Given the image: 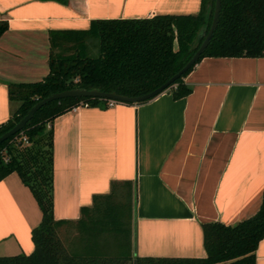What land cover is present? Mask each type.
<instances>
[{
	"label": "crops",
	"instance_id": "crops-1",
	"mask_svg": "<svg viewBox=\"0 0 264 264\" xmlns=\"http://www.w3.org/2000/svg\"><path fill=\"white\" fill-rule=\"evenodd\" d=\"M202 0H0V124L18 101L9 82L50 70V34L95 18L197 13ZM191 92L167 89L142 102L81 105L53 120L54 216L77 219L114 180H132L135 255L206 256L202 223H235L264 193V55L205 56L185 76ZM42 209L17 171L0 179V255L30 253ZM133 228V229H134ZM264 264V236L256 250Z\"/></svg>",
	"mask_w": 264,
	"mask_h": 264
},
{
	"label": "trees",
	"instance_id": "trees-1",
	"mask_svg": "<svg viewBox=\"0 0 264 264\" xmlns=\"http://www.w3.org/2000/svg\"><path fill=\"white\" fill-rule=\"evenodd\" d=\"M215 3L202 0L197 13L95 18L85 29L52 31L49 72L39 80L8 83L10 98L18 106L0 124V135L38 100L56 91L85 87L136 96L156 88L200 46L210 29ZM8 25L7 19H0V35ZM89 37L97 40L96 53H91ZM208 55L263 56L264 0H222L218 25L200 58L167 88L174 98L191 92L185 76ZM108 102L109 98L99 96L52 99L0 143V179L17 171L42 209L41 221L32 229L33 251L0 255V264H134L135 258L137 264H256V250L264 236V193L259 209L242 220L202 223L206 256L134 254L137 191L132 180H114L110 192L96 194L77 219L54 216L53 120L75 106H107ZM73 224L79 233L69 249L61 230Z\"/></svg>",
	"mask_w": 264,
	"mask_h": 264
},
{
	"label": "water",
	"instance_id": "water-1",
	"mask_svg": "<svg viewBox=\"0 0 264 264\" xmlns=\"http://www.w3.org/2000/svg\"><path fill=\"white\" fill-rule=\"evenodd\" d=\"M222 0H216L215 3V10L213 15V20L210 26L208 33L206 34L204 40L191 56V58L170 78H168L165 82L157 86L156 88L140 94L136 96H129L122 93H118L114 90L112 91H104L98 88H85V87H73L64 89L61 91L53 92L50 95H47L40 100H38L29 110L28 112L10 129L5 131L3 134L0 135V143L10 137L11 135L15 134L19 130L23 128V126L27 123V121L34 115L37 109H39L43 104L47 103L48 101L56 98H61L65 96H99V97H106L111 99H116L119 101H131V102H139L142 100H146L152 98L159 93L163 92L168 88L170 84H172L179 76H181L184 72H186L196 61L200 58L202 52L208 45L214 30L216 29L219 21V15L221 10ZM134 264H137V259H134Z\"/></svg>",
	"mask_w": 264,
	"mask_h": 264
},
{
	"label": "rangeland",
	"instance_id": "rangeland-1",
	"mask_svg": "<svg viewBox=\"0 0 264 264\" xmlns=\"http://www.w3.org/2000/svg\"><path fill=\"white\" fill-rule=\"evenodd\" d=\"M87 41H88V44L90 46L91 53H96L97 52V44H96L97 40L95 38L89 37ZM20 139H21L20 136L16 137V140H20ZM78 233H79V231H78L76 225H74V224L66 226L64 229L61 230V235L64 239L65 244L67 245V247L69 249H71V244L73 243L72 241L74 238H76ZM134 237H135V228H134Z\"/></svg>",
	"mask_w": 264,
	"mask_h": 264
},
{
	"label": "built area",
	"instance_id": "built-area-1",
	"mask_svg": "<svg viewBox=\"0 0 264 264\" xmlns=\"http://www.w3.org/2000/svg\"><path fill=\"white\" fill-rule=\"evenodd\" d=\"M116 102H119V100L109 98V102H108V104H109V105H113V104H115ZM84 105H87V104H84ZM79 106H81V105H79ZM79 106H75L73 109H76V108L79 107ZM22 139H23L24 141H28L26 136H23Z\"/></svg>",
	"mask_w": 264,
	"mask_h": 264
}]
</instances>
